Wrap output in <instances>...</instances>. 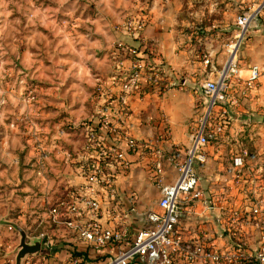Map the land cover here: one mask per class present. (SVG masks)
Segmentation results:
<instances>
[{
  "label": "crops",
  "instance_id": "obj_1",
  "mask_svg": "<svg viewBox=\"0 0 264 264\" xmlns=\"http://www.w3.org/2000/svg\"><path fill=\"white\" fill-rule=\"evenodd\" d=\"M140 11L150 15L143 35L148 43L154 47L156 56H158V59L153 57V61L157 64L162 63L166 74L171 75V77L165 80L163 85L161 84L160 90L157 88L142 89L139 93L136 91L130 94L128 96L130 115L120 121L122 122L121 126L135 137L140 145L147 144L152 149L139 147L137 152L129 155L131 166L126 173L119 172V169L114 165L110 166L111 172L115 175L122 209L129 208L131 205L137 209V213L129 214L128 218H125L121 223H114L108 213L103 221L105 226L114 227L125 234L122 242L112 244L101 251L102 253L97 254L78 233V229L87 222L86 216H63L58 219L53 217L52 207L67 200L63 193L58 195L55 192L59 190L56 187L57 179L61 176L64 177L71 189L79 188L84 182L77 169L74 167L71 169V167L64 165L61 159L65 157V154L62 150H56L55 146L60 143L61 147L66 148L65 143H67L69 147H72L68 151H76L81 148L83 142L81 133L83 132L82 127H80L82 123L80 119L81 115L85 114V103H83L85 98L82 100V97L86 88L87 99L93 92L95 79L92 75V68L99 70L102 75L104 74L106 86H112L115 88L114 90L119 89L117 80H124L129 77L133 71V66L130 58L124 53L119 55L117 60H113L114 67L111 65L108 57L116 47H112V43L119 41L127 48L138 46L140 44L138 40L132 39L126 33L118 32L113 35L112 41L110 39L107 42L101 36L106 32L107 25H110L107 23L104 25L105 27L101 28L99 37L87 39V44L79 47L73 57L68 56V60L73 62V66L67 79V85L63 87V97L68 95L70 101H68L67 106H65V102L58 103V106H65L64 109L70 113L67 117L69 122H62L60 118L59 122H22L20 124L0 122V155L3 159V165H0V183L3 184V187H0V206L7 207L6 214H0V217L7 215L5 219L16 223L21 222V220L26 221V218L23 219L26 214L15 218L10 217V213L17 206L25 209L26 207H35L34 212L40 214L39 225L46 224L47 226L48 224L53 229L52 235L56 236L54 246L57 247L51 254L40 252L36 256L27 257L28 261H35L34 264L104 263L109 256L132 245L136 234L143 228L142 213L161 210L158 205L161 198V185H159L158 179H162V185H173L176 182L178 173L169 158L174 149L186 150L189 147L192 122H198L202 108H198L193 90H190L189 86L187 87L190 85L191 79L183 76L180 80H176L179 73L175 65H178L180 56L175 47V38L170 28L169 19L160 15V9L151 8L149 5L143 4ZM61 76L62 74L59 77ZM183 79L186 80L185 85H182ZM206 80H212V78L204 81ZM57 82L58 84L61 83L60 81ZM261 82L259 100L255 102L254 99H251L249 104L242 108H236L234 111V120H239L241 116L239 110H241L245 113V122H230L229 130H227L229 132L217 136L208 147V162L203 167L207 168L211 164V160L213 162L227 157L230 162L225 168L229 171H225L224 174L213 171L208 178L206 176V179L198 170L203 196L195 202V208L192 211H189L186 202L182 203L177 225L185 241L194 244L202 243L214 248L228 259V264H234L239 260L236 247L238 239L244 241L249 253V258L242 264H260L255 255L258 247L262 244L261 232L251 223L248 211L255 203V198L264 194V77L261 78ZM58 94L61 95L62 92H58ZM256 110H260V113H255ZM59 111L62 110L59 109ZM92 111L93 109L87 106V117L91 116ZM257 115L258 117L262 115V118L255 120L253 117ZM111 117L113 120H117L115 114H111ZM87 122H92V120ZM163 126H168L170 138L164 136L166 133ZM28 131H31L33 135L27 136ZM104 131L102 130L101 133L107 141H110L111 136ZM27 138L29 142L34 138L36 141L44 142V144L46 142V145L48 142L55 145L48 144L55 150H51L52 153L47 158L45 156L48 155L43 152L36 153L41 162L39 164L37 160L35 171L46 166V171L51 169L52 174H55L54 177L48 174L49 178L47 174L45 176L44 172L41 171L38 172L39 174H33L35 190L50 191L48 194L50 196H46L47 200L44 196L39 199L36 198L34 202L30 201L29 198L21 199L28 193L27 190L31 189L29 185L23 186V188L18 186L17 189L21 187L20 189H23L24 192L20 199H14L12 193H15L17 189L8 184L13 180L12 168L8 167L12 161L11 144L19 143L20 145V143L27 141ZM224 144H227L225 150L221 149ZM244 150H247L252 157L247 159L240 177L236 178L232 171L233 160ZM60 161H62L63 170L60 168ZM157 162H160L162 167L159 174L156 169H153ZM218 164L220 165L218 170H220L223 163ZM199 169L203 170L202 167ZM30 175L32 174L30 173ZM13 178L17 179L15 176ZM131 195L135 197L134 203H132ZM219 197L223 198L224 202H214V198ZM51 200L53 203L49 206L50 208L44 213H39L46 202L49 203ZM235 211H239L240 215L234 214ZM37 214H30V217L38 219ZM15 231L14 228L10 229L8 225H0V264H16V261L12 260L15 249L2 247V244L8 243L19 245L20 236H17ZM75 259H79L78 262H75ZM132 264L144 263L136 258ZM178 264L184 263L180 260ZM195 264H202V262Z\"/></svg>",
  "mask_w": 264,
  "mask_h": 264
},
{
  "label": "rangeland",
  "instance_id": "obj_2",
  "mask_svg": "<svg viewBox=\"0 0 264 264\" xmlns=\"http://www.w3.org/2000/svg\"><path fill=\"white\" fill-rule=\"evenodd\" d=\"M263 0H0V122H69L67 119L70 113L65 110L70 98L64 94L67 85V79L71 74L73 62L68 60V56H74L79 47L87 44V39H95L101 35L100 31L104 25H107L106 32L101 35L108 40L113 35L122 32L125 24L131 18L141 14L140 7L149 5L151 8L160 9V15L169 19L170 28L175 38V47L180 60L175 65L179 74L176 80L187 76L191 79L187 87L193 90L198 108H202V113L198 122H192V132L196 124L200 123L208 115L209 103L208 97L202 89V82L205 79H216L217 74L222 72L229 60L228 45L240 42L237 51L236 62L242 72V76L247 77L249 68L253 64L264 65V18L257 16L248 27L247 31L242 32L238 25L239 16L248 12L258 10ZM150 20L149 13H145ZM242 34V35H241ZM119 42V41H118ZM117 41L112 43L117 46ZM107 50V49H106ZM113 53L109 55V61L113 64ZM210 62H206L207 60ZM10 70V71H9ZM92 75L95 79V85L92 94L87 99V88L83 94V103H85V114L81 115L80 122H99V112L102 99H100L99 87L105 85L106 77L99 70L92 68ZM68 75H67V74ZM62 74L61 77H59ZM264 75L262 76V78ZM234 79L232 76L231 80ZM57 81L61 83L58 84ZM253 92H245L241 87L234 91L237 103L235 105L225 104L228 109V122H245V113L239 110L241 116L239 120H234V111L236 108H242L249 104L251 99L255 102L259 100L260 88ZM179 86V85H177ZM176 86V87H177ZM232 91V90H231ZM62 92V94H58ZM233 92V91H232ZM257 99V100H256ZM62 100V101H59ZM89 103H87L88 101ZM65 102V106H58V103ZM258 104V103H257ZM95 105V106H94ZM87 106L93 111L91 116L87 117ZM94 106V108H93ZM62 110V111H59ZM218 110V109H217ZM260 113V110L254 111ZM90 115V114H89ZM255 120L262 118L254 116ZM230 126V125H229ZM81 127V126H80ZM229 130V127H228ZM84 143L85 132L82 129ZM229 131H227L228 133ZM28 135H33L31 131ZM24 141L22 144H11L10 152L12 154V182L9 186L29 185L31 189L21 199L29 198L34 202L37 198L50 196V191L40 192L33 183V174L44 172L49 178L54 177L53 171H46V166L41 170L35 171L36 162L39 161L36 153L43 152L49 157L52 153L51 146L54 145L40 140ZM49 141V140H48ZM65 147L61 144L55 146L56 150H62L65 157L61 160L65 166L71 167L72 154L78 152L68 151L72 149L67 143ZM43 145L44 147H42ZM226 145L221 148L226 149ZM54 148V150H55ZM53 150V151H54ZM1 151V148H0ZM67 151V152H66ZM66 152V153H65ZM70 156V159L68 157ZM43 160V159H42ZM59 165L63 170V164ZM41 161H39L40 164ZM223 163L220 170L218 163ZM230 160L220 158L214 160L207 168L198 169L203 177L208 178L210 173L215 171L221 174L228 172L225 167ZM0 165H3V159L0 155ZM7 165V164H6ZM206 165V164H205ZM31 171V172H30ZM226 171V172H225ZM30 173L32 175H30ZM209 173V174H207ZM17 179H14L13 177ZM206 178V179H207ZM70 184L64 180V177L57 179L55 191L68 197ZM0 187L3 184L0 183ZM14 187V188H15ZM55 187V189H57ZM17 189L12 193L14 199H20L23 189ZM10 189H12L10 187ZM13 192V191H12ZM11 193V192H10ZM4 194V193H3ZM216 202H224L223 198H215ZM53 203H49L40 210L44 213ZM226 203V202H225ZM224 203V204H225ZM31 208V209H30ZM35 207H15L10 213V217L19 218L23 216L21 222L17 224L27 230L29 235L34 236L44 233L49 239H56L52 235V228L47 224L40 226V214L34 212ZM22 210V211H20ZM28 210V211H27ZM7 207L0 206V214H6ZM29 214V215H28ZM37 214L39 217H30ZM43 216V215H42ZM7 215L0 217L5 219ZM44 218V217H43ZM14 222V221H11ZM16 223V222H15ZM27 228V229H26ZM12 229V227H10ZM16 235L20 236L16 230ZM31 236V237H32ZM2 247L15 249L12 260L16 258V248L18 244H2ZM28 255V256H36ZM24 261V264H34L35 261Z\"/></svg>",
  "mask_w": 264,
  "mask_h": 264
},
{
  "label": "built area",
  "instance_id": "obj_3",
  "mask_svg": "<svg viewBox=\"0 0 264 264\" xmlns=\"http://www.w3.org/2000/svg\"><path fill=\"white\" fill-rule=\"evenodd\" d=\"M257 16L264 18V0L257 11L239 16L238 25L242 32L247 31ZM147 24L148 17L145 13L138 14L125 24L123 33L138 40L140 44L126 48L123 43L118 42L112 57L117 60L118 56L124 53L131 60L133 71L124 80H117L119 86L117 90L112 86L99 87L102 99L101 108L98 110L99 122L80 124L85 132L84 143L71 158L72 166L77 169L84 182L79 188L70 189L67 200L59 202L51 210L56 219L63 216H86L87 222L78 229V233L97 254L112 244L122 242L125 236L114 227L105 226L103 221L107 213L114 223H121L129 214L137 213L134 205L122 209L115 175L111 172L110 166L114 165L119 172L126 173L131 166L129 155L137 152L139 147L152 150L147 144L140 145L138 140L121 126L120 121L130 115L128 96L136 91L139 93L142 89L160 90L161 84L171 77L166 74L162 63L157 64L153 61L156 57L158 59V56L143 35ZM239 45V41L228 45L230 58L225 69L217 74L216 79L202 83V89L208 97V115L193 128L189 147L186 150L174 149L169 158L178 173L176 182L173 185H162V179H158L161 185L158 205L161 210L142 213L143 228L136 234L132 245L109 256L102 264H132L136 258L144 264H178L180 260L184 264L229 263L228 259L214 248L202 243L185 241L177 225L182 203L186 202L189 211H192L195 202L203 196L198 169L208 162V147L211 141L219 135H224L228 130L230 122L225 104L233 106L237 103L234 93L237 87L242 86L245 92L257 90L264 75V65L253 64L249 68L248 76H242L235 60ZM232 76L234 79L231 80ZM181 82L185 85L186 80L183 79ZM111 114H115L117 120H113ZM163 129L166 133L164 136L170 138L168 126H163ZM102 130L111 136L110 141L103 136ZM68 157L70 159L69 154ZM251 157L252 155L244 150L234 158L232 171L236 178L240 177L247 159ZM153 169H156L158 174L161 173V163H155ZM131 197L134 203L135 197L133 195ZM234 214L240 215V212L235 211ZM248 215L251 223L261 232L262 244L258 247L255 257L260 264H264V194L255 198ZM36 237L42 239L41 252L51 254L54 241L44 233ZM236 247L239 260L234 264H242L249 258L246 244L238 239ZM78 260L75 259V262Z\"/></svg>",
  "mask_w": 264,
  "mask_h": 264
},
{
  "label": "water",
  "instance_id": "obj_4",
  "mask_svg": "<svg viewBox=\"0 0 264 264\" xmlns=\"http://www.w3.org/2000/svg\"><path fill=\"white\" fill-rule=\"evenodd\" d=\"M1 224L14 228L20 234V243L16 248V264H24L28 255H35L41 252L42 239L40 237H31L27 230L23 229L17 223L11 222L7 219L0 220V225Z\"/></svg>",
  "mask_w": 264,
  "mask_h": 264
},
{
  "label": "trees",
  "instance_id": "obj_5",
  "mask_svg": "<svg viewBox=\"0 0 264 264\" xmlns=\"http://www.w3.org/2000/svg\"><path fill=\"white\" fill-rule=\"evenodd\" d=\"M56 247H57V246H53V247H52V251H53V250H55V249H56Z\"/></svg>",
  "mask_w": 264,
  "mask_h": 264
},
{
  "label": "bare ground",
  "instance_id": "obj_6",
  "mask_svg": "<svg viewBox=\"0 0 264 264\" xmlns=\"http://www.w3.org/2000/svg\"><path fill=\"white\" fill-rule=\"evenodd\" d=\"M234 54H235V52H234ZM234 54H233L232 58L234 57ZM235 60H236V58H235Z\"/></svg>",
  "mask_w": 264,
  "mask_h": 264
}]
</instances>
